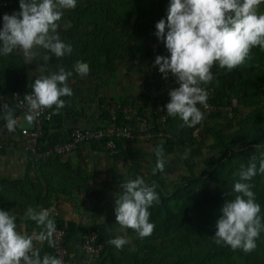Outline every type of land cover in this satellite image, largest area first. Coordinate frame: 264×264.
<instances>
[{
	"label": "trees",
	"instance_id": "trees-1",
	"mask_svg": "<svg viewBox=\"0 0 264 264\" xmlns=\"http://www.w3.org/2000/svg\"><path fill=\"white\" fill-rule=\"evenodd\" d=\"M0 1L2 29L4 14L17 13L20 7L19 0H11L8 4H4L8 0ZM169 2L170 0L167 4H161L160 9L149 19L144 17L147 13L144 0H77L75 9L63 11L62 18L58 21L57 34L63 42L72 46V52L62 58L52 56L45 60L44 71L48 76L58 73L61 68L66 72H72L68 86L72 89L73 95L61 97L66 102L69 101L68 104L66 103L59 114H52V119L44 123L41 146L44 148L45 145L71 140L75 128L64 133L59 131V126L69 114H74L73 107L76 101L87 103L89 99L90 104H98L102 111L101 115L105 121L102 126H107L112 120L105 105L112 106L115 103L122 105L117 109L116 120L121 126H132L134 121H137L135 119L137 116L151 112L152 121L157 123L156 127L151 129L152 133L163 131V136L153 137L164 141L163 153L167 155L176 149L196 151L194 146L201 145L203 137L208 133H212L215 138L213 145L216 144L215 147L218 149L212 158L204 159L206 169L201 173L195 169L196 162H190L186 157L184 161L190 169V175L172 183H168L163 172L155 170L156 160L149 166L151 168L146 176L138 172L140 165H128L127 174L121 173L117 165L113 166V172L118 176L115 184L98 181L95 175L88 174L79 165L82 160L76 167L71 162L66 160L64 162L62 158L71 153L52 155L39 160L32 154H27L35 176L31 173V167H28L29 162L23 175H0V209L15 215L16 224L24 222L27 232L44 231L42 234L46 238L40 250L41 257L43 253L53 255V247L49 246L50 237L47 232L48 224L53 223L56 227L66 230L64 243L68 249L70 264L73 262L71 254L75 252V247L82 243L85 235L94 232L98 233L96 244H103V249L90 264H264L261 256L257 255L259 254L257 248L251 253H245L243 250L233 251L230 246H221L214 242L216 222L222 216L221 208L226 200L233 199L236 195L233 188L239 179L241 168H246L252 161L258 166L259 161L264 159V132L255 126L246 131L247 122L254 118L242 117L240 112L244 107H259L264 104V53L259 47L253 48L252 58L231 72L214 66L212 68L214 79L206 85L202 84L201 87H213L214 91L208 93L207 102L216 110L197 105L204 113L203 121L194 127L181 128L182 121L179 118L167 115L166 104L170 102V96L165 90H161L164 81H171L173 89L179 85L174 77L169 76L165 79L159 72V66L155 65V58L158 55L170 56L164 42L155 35L156 24L161 19H167ZM44 51L46 56L51 55L47 50ZM146 60H149L148 71L144 69ZM78 61L86 64L88 75L81 76L76 73L75 65ZM121 61H123L121 65H126L129 71L137 68L144 83L152 81L160 83L156 88V94L118 96L111 100L102 95V89L115 82V78L110 76L118 72L117 67L121 66L119 65ZM27 73L28 64L22 52L14 50L7 56L0 55V92L8 94L20 89L26 93L31 90ZM41 76H44V73ZM127 104L134 109L133 122L128 121L123 112ZM159 104L164 107L166 116L163 125L159 122L160 115L156 107ZM229 108L232 109L233 117L228 115ZM49 111L52 113L54 109ZM73 114L74 118H78ZM224 119L229 121L235 119L237 124L235 127L239 128L229 127L227 132L226 129L215 126V122ZM210 120L214 123H210ZM5 122L0 120V125ZM22 126L17 127L18 132ZM137 129L139 130L138 127ZM106 141L107 138L103 141H90L88 144L94 151L116 156L135 155L139 160L143 157L142 150L135 147L137 146L135 144L140 143L116 137L115 149L112 151L104 148ZM83 145L84 143L79 145L73 152L79 154ZM153 152L154 158L157 159L155 150ZM116 156L113 155V159ZM167 166L168 162L165 161L164 169ZM138 176L149 186L157 185L156 192L160 197V203L149 209L150 222L155 228L152 235L144 239H140L134 230L124 229L123 233L126 237L132 238V241H128L122 250L107 243L110 239L120 237L118 229L120 225L117 221L112 225L109 215L107 223L95 224L87 230L81 229L79 223L75 221L64 220L60 213L57 215L51 212L45 217L33 216L44 209H52L61 197L87 202L93 194L92 190L99 191L96 188L99 182L105 186L107 184L114 186L116 195H119L120 185L124 180L135 179ZM249 183L254 185L252 191L255 193L256 202L261 205L259 215L264 223V175L258 174ZM116 195L111 194L112 199L104 202V205H110L109 210H115ZM99 196L101 199L105 194L99 192ZM261 234L260 236H263ZM77 264L87 263L79 261Z\"/></svg>",
	"mask_w": 264,
	"mask_h": 264
},
{
	"label": "clouds",
	"instance_id": "clouds-1",
	"mask_svg": "<svg viewBox=\"0 0 264 264\" xmlns=\"http://www.w3.org/2000/svg\"><path fill=\"white\" fill-rule=\"evenodd\" d=\"M262 4L264 0H170L167 19H161L155 26V35L164 42L170 56L158 55L155 65L159 66L165 79L174 77L179 85L169 91L170 102L166 109L168 116L182 121L181 128L194 127L203 121L204 113L197 105L208 106V93L201 85L214 79V66L231 72L252 58L253 48L264 50V13L258 11ZM76 6L77 0H19L20 11L3 16L0 55L7 56L19 50L26 60L32 61L37 55L35 48L51 54L45 56L46 60L52 56L70 55L72 46L61 40L57 29L63 11ZM75 71L81 76L89 72L79 61ZM70 76L72 72L61 68L58 73L35 79L30 85L32 94L25 96L28 123L44 110L54 109L52 114H59L67 103L61 97L73 95L68 86ZM4 116L8 130L14 131L17 120L12 111H5ZM155 155V170L163 172L162 146L155 149ZM258 174L264 175V159L258 166L252 161L246 168H241L233 188L236 195L224 202L222 216L216 222L214 242L217 245L245 253L255 251L264 223L259 215L261 205L252 191L254 185L249 182ZM156 187L155 184L149 186L138 176L124 180L119 195H116L117 224L122 229L134 230L140 239L151 236L155 228L150 222L149 209L160 203ZM42 212L50 214L52 209ZM16 219L9 211L0 209V264H62L55 256L45 254L41 257L34 246V238L17 231ZM37 234V240L46 238ZM48 243L50 247L55 246L51 239ZM107 243L122 250L128 241L118 236Z\"/></svg>",
	"mask_w": 264,
	"mask_h": 264
},
{
	"label": "rangeland",
	"instance_id": "rangeland-1",
	"mask_svg": "<svg viewBox=\"0 0 264 264\" xmlns=\"http://www.w3.org/2000/svg\"><path fill=\"white\" fill-rule=\"evenodd\" d=\"M168 0H144V4H146L145 11L147 12L144 17L145 19H149L154 13H156L160 7L161 4H167ZM153 6V7H151ZM167 17V14H166ZM157 41V40H156ZM19 51V50H18ZM34 51L37 53L36 57L32 61L26 60L28 64V84L31 85L34 83L35 79L40 77L42 73H44V76H48V73L44 71L45 69V51L42 48H35ZM149 60H146L144 62V69L145 71H148V64ZM123 61L120 62L119 65H121ZM127 64V62H126ZM131 64V62L129 63ZM118 72L115 74H112L110 77L115 78V82L113 81L112 85H109L107 88H103L101 91V94L109 98L110 100L113 99L114 97L117 98L118 96L120 97H125V96H134L137 94H147V95H155L156 94V88L159 86L160 83L157 82H147L144 83L142 81V75L138 72L137 68H134L133 70H130L126 67V65H121L117 67ZM109 75V74H108ZM42 77V76H41ZM77 81V79H75ZM97 83V82H96ZM173 88V84L171 81L167 82L164 81L163 84L161 85V90H165L168 95L169 91ZM88 111L90 112V122L87 124L86 127H98L102 126L105 124L104 118L102 117V111L99 108L98 104H93L89 107ZM87 111V112H88ZM263 115L264 110L261 111ZM242 115V114H241ZM260 115V116H261ZM254 119H250L251 123L254 122V124L257 125V127H262V120H255V117H252ZM137 122V121H136ZM134 122V124L136 123ZM264 122V121H263ZM210 123H214L212 120H210ZM137 124V123H136ZM215 126L218 127L219 129H226V131L229 129V127H235L236 120H222V121H217L215 122ZM239 126V125H238ZM80 126H76V128H79ZM252 127V125L250 126ZM143 129V127H142ZM215 138H213L212 133H208L203 137V140L201 141V145H196L194 148L196 151H193L192 149H187L186 151L176 149L173 153L167 155L163 153L164 160L168 162V166L164 169L163 175L167 179L168 183H172L174 180H180L183 176H188L190 175V169L186 165V162L184 159L186 157L189 158L190 162H196V167L195 169L201 173L204 171L205 168V163L204 159H210L216 152L215 145ZM20 141H19V143ZM212 144V146H211ZM139 147V150L141 151V154H143V157L139 158L136 157L135 155H118L116 154H110L107 152H96V153H83V156L85 157V162H83V167L88 173H91L92 176L95 175V178L98 181L102 182H111V183H117L118 181V176L113 172L112 167L117 165L119 167V171L121 173L127 174L126 167L130 164L133 165H140L139 168V173H142L143 175H148L150 168L156 158H154V150L158 146L164 147V141L161 139H155L152 138L148 141L141 142L139 144H135ZM217 146V145H216ZM19 146L16 145V148L13 149L12 151H8V148H1L0 149V175H17V174H22L23 170V165L24 162H26V159L23 158V155L21 154L19 150ZM122 154V153H121ZM113 155L116 157L113 159ZM8 158L12 160H7ZM138 158V161H137ZM78 159L77 154L71 153L70 155L66 156L63 161L65 160L67 162H75ZM113 160V161H112ZM84 161V160H83ZM117 162V164H116ZM137 163V164H136ZM75 166V165H74ZM76 167V166H75ZM99 183L96 185L98 186ZM99 187V186H98ZM114 187V186H113ZM112 186H108V184L105 186L102 184L100 188L98 189L99 192L104 193L105 196L102 197L101 199L98 198L100 197L98 192H94V194L91 195L90 200L87 202H93V204L99 205L98 207H102L101 209L104 210L105 205L103 202L109 201L112 199L113 196L111 194L116 195V189L113 188ZM112 192V193H111ZM95 205V206H97ZM110 205L107 207L108 212H109V219L116 222V214L115 210L110 209ZM106 218V217H105ZM120 233V237L125 238L127 241L131 242L132 238L126 237V235L123 233L124 229L121 228V226L118 227ZM264 232V231H263ZM262 232L259 238L256 240L257 244V250L258 256H261L262 260L264 261V233ZM43 233V232H42ZM85 256V257H84ZM83 260L87 263L90 264L93 260L92 257H89L88 255H82ZM260 263V262H259ZM239 264V263H237Z\"/></svg>",
	"mask_w": 264,
	"mask_h": 264
},
{
	"label": "built area",
	"instance_id": "built-area-1",
	"mask_svg": "<svg viewBox=\"0 0 264 264\" xmlns=\"http://www.w3.org/2000/svg\"><path fill=\"white\" fill-rule=\"evenodd\" d=\"M11 0L5 1L4 4H8ZM2 1H0V5ZM173 89V88H172ZM171 89V90H172ZM207 93H212L214 91L213 87L207 86L204 88ZM33 89L25 93L20 89H15L11 93L0 92V117L5 113V111H10L12 108H16L17 112L13 115L17 120V125L15 128V133L9 131L6 127V122L0 125V147H5L6 144L16 140L20 141L23 150L27 154H32L35 159H45L46 157L52 155H66L72 153L79 145L82 143H89L90 141H103L107 138L105 149H110L114 151L115 149V138L123 137L129 139L136 143H141L148 141L156 136H163V131H158L156 134H153L151 129L155 128L157 123L152 121L151 112H147L144 115H139L135 119L137 124L129 125H118L117 120V109L121 108L120 103H115L112 106L105 105L109 111L112 120L107 126H98V127H79L75 128L72 132L71 140L67 142L55 143L45 145L44 148L41 146V140L44 136V123L52 119V113L48 110H44L38 118H36L31 126L24 125L21 130L18 132L17 127H21L23 122H26V114L28 113V105L25 100L27 94H32ZM207 108L216 110L209 102H207ZM157 107L158 114L160 115L159 122L165 123L166 116L164 112V107L159 104ZM134 111L133 107L129 104L125 105L123 112L128 121L134 120ZM229 117H233L232 109L227 110ZM226 113V112H225ZM1 120V119H0ZM3 120V119H2ZM5 120V119H4ZM133 122V121H132ZM135 122V121H134ZM139 128V130L137 129ZM143 127V129H142ZM7 139V140H5ZM3 141V143H1ZM57 214V211H54ZM51 225V227H49ZM47 232H51V239L54 242L53 247V256L62 260V264H70L68 258V249L64 243L66 236V230L64 228H58L53 223H49L47 226ZM29 236L34 238V246L41 250V241L37 240L36 237L39 235L36 231H32ZM98 238V233H89L84 236L82 241V248L89 255L98 256L102 250L101 244H96Z\"/></svg>",
	"mask_w": 264,
	"mask_h": 264
},
{
	"label": "crops",
	"instance_id": "crops-1",
	"mask_svg": "<svg viewBox=\"0 0 264 264\" xmlns=\"http://www.w3.org/2000/svg\"><path fill=\"white\" fill-rule=\"evenodd\" d=\"M258 11L260 13H264V4H262L260 6ZM262 53H264V50H262ZM68 102L69 101H67V104H68ZM91 105H93V104H90L89 99L87 100V103L76 101V104L73 107V111H74V114L78 118H74L72 116L73 113L69 114V116L66 117L65 119H63V122L60 124L59 131L65 133L70 129L76 128V126L86 127L87 124L90 122V112H89L90 110L88 111V109H90L89 107ZM261 109L264 110V104H261L259 107H252V108L251 107H244L241 109L240 112L242 114V117L251 116V117H255V119H257V120H262V127H257V125L254 124V122H252V123L247 122V124H246L247 127H245L246 131H248L250 128H252V127H250L252 125V126L257 127L260 131L264 132V122H263L264 121V114L261 115L262 112H258L259 110L262 111ZM78 113L79 114L81 113V114L78 115ZM22 125L23 126L24 125L31 126V123H28L26 121V122H23ZM235 128H239V127H235ZM227 132H228V130H227ZM5 140H7V139H5ZM18 143H19V141L16 140L14 143L10 142V143L6 144L5 147L8 148V151L9 150L12 151L13 149L16 148V145H18L20 147L19 150H20L21 154L23 155V158L26 159V162H24V165H23L24 167H23L21 175L24 174L26 164L29 162L28 167H31V173L33 174V176H35L33 165L28 160L27 153L23 150L22 146ZM93 152L96 153V152H100V151L92 150L90 145L88 143H85L80 148L79 154L73 152V153L77 154L78 159L76 160V163L75 162H71V163L76 166L78 164V162L82 160L81 164H79V165L81 166L82 169H84L83 162H85V157L83 156V153L90 154ZM64 158H62V159H64ZM7 160H12V159L8 158ZM87 171H88V169H87ZM88 174L91 175V173H88ZM98 186H96L97 189H99L100 186H102V183L99 182ZM95 190L96 189H94L93 191H95ZM93 194H94V192H93ZM98 194H99V191H98ZM94 202L95 201H93L91 203L90 202L83 203V202L76 201L74 198H63V197H61L60 199H58L56 201V205L52 208V212L57 211V215L60 213V215H62L64 217V220L75 221V222L79 223L81 229L83 228V229L87 230L91 226H94L95 224H102V223L108 222V215H109L108 209H107L108 206L105 205L106 208H104V210H103V209H101L102 207H98L99 205L93 204ZM103 204H105V203L103 202ZM95 205H97V206H95ZM111 222H112L111 224L114 225V221L111 220ZM25 227H26V225L24 222H19L17 224V231L21 232L25 235H29L31 233V231L27 232ZM35 231H37L40 235L42 234V231H38V230H35ZM41 244H44V239H41ZM101 245L103 246V244H101ZM41 248H42V245H41ZM102 249H103V247H102ZM45 254H48V253H43V256ZM82 255H88L89 257H92V258L97 257L94 255L92 256V255L87 254L84 251V249L82 248V243L81 244L79 243L77 245V247H75V252H73L71 254V258L73 259L72 264H77L79 261L86 263L83 260V258L85 256L82 257ZM51 256H53V255L51 254Z\"/></svg>",
	"mask_w": 264,
	"mask_h": 264
},
{
	"label": "water",
	"instance_id": "water-1",
	"mask_svg": "<svg viewBox=\"0 0 264 264\" xmlns=\"http://www.w3.org/2000/svg\"><path fill=\"white\" fill-rule=\"evenodd\" d=\"M86 65V64H85ZM10 111H12V115H14L16 112H17V109L16 108H12ZM5 114V113H4ZM1 115L0 119H5V116ZM46 212H41V213H37L35 215H33L34 217H45L46 216Z\"/></svg>",
	"mask_w": 264,
	"mask_h": 264
}]
</instances>
